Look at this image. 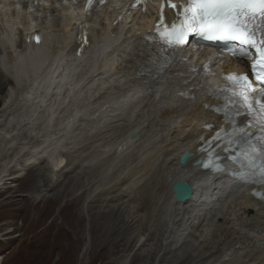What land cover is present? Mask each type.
<instances>
[{
    "label": "bare ground",
    "instance_id": "bare-ground-1",
    "mask_svg": "<svg viewBox=\"0 0 264 264\" xmlns=\"http://www.w3.org/2000/svg\"><path fill=\"white\" fill-rule=\"evenodd\" d=\"M1 7L7 9L6 6L1 5ZM25 14V10L13 12L8 15V21L14 24L19 19L25 21ZM108 14L107 12V17ZM49 15L52 21L42 20L47 27L43 33L42 42L30 46L28 50L16 49L13 54L8 35L12 32L8 31L5 34L0 32L1 42L7 45V57L11 61L14 60V64H10L9 67L18 70L21 63L18 61L19 57L25 59L26 62L29 61L32 67V71L28 70L25 74V81L30 84L27 86V83L24 85L20 83L21 89L16 90V87L8 89L6 85L13 83L5 74V71L9 72V67L7 64L0 65V94H4V99L0 102V189H2L0 194L3 197L0 206L11 205L15 212L22 213L23 226L20 230L26 227L29 229L32 225L35 229L34 236L27 241L29 249L23 255L21 254L20 260L27 261L29 264H50V260L57 251H64L70 247L73 240H82L84 215L79 206L85 193L73 195V192L85 186V181L78 175V177L68 179L62 189L53 191L55 186L61 182L63 174L80 165V163L76 165L72 162L75 164L74 168H69L71 162H68L62 169H59L63 165V160L59 159V152L63 153L73 141L77 143L83 137V131L87 135L92 134V137L98 138L107 132V129H98L104 120L128 108H130V117L135 116L133 125L129 128V135L120 144L121 147L112 153L111 149L108 150L109 157L117 156L123 147L128 149L131 145H135V141L143 137L145 129L151 130V135L147 140L149 142L155 140V144L153 143L151 155L139 169L134 168L125 175L119 176L111 186L101 189L90 201L91 231L96 237L95 247L90 253L91 263L103 262L110 254H116L122 245V239L119 238L123 234L121 221L119 222L113 213L114 209L109 213H102L96 211L93 204L100 200L119 201L130 195L138 198V194L144 191L138 190L139 187L134 190L135 185H139L140 182V179L136 180L134 177L140 175L141 170L150 169L153 173L150 176L151 183L147 188L152 198L140 202L138 205L140 209L144 205L150 209L154 203L162 200L159 216L163 217L167 214L171 215V212L180 206L197 208V205L202 203L197 199L202 196L205 198L204 202L208 204L203 210L198 209L202 210L198 212L209 216L211 214L209 206L217 195L211 191L213 180L200 171L198 166H193L191 160L187 166H181L178 163V157L184 150L196 152V146L200 142L198 139H201L205 132L202 124L206 121H213L215 117L197 98L181 99L175 94H166V91H172L173 86L166 85L164 81L170 73L172 77H175L174 72L181 65V60H176L170 71L162 77L152 74L153 76L148 79L137 80L138 74L145 71V63L150 59L147 54L148 49L142 41L143 37L140 36L142 31H137V28L133 29L130 36L128 34L124 37L128 36L129 40L117 46L119 37L113 35L109 38L105 37V33L111 27L106 21V27L94 34L98 39L104 37V42L99 45L93 42L92 52L76 57L70 52L77 43L73 37L74 19H69L67 13L62 16L57 15L55 11L50 12ZM138 17L139 15H136V18ZM1 24L5 27L3 22ZM16 39L17 35H13L12 40L16 41ZM18 47L22 48V44ZM109 66L112 71L106 73L105 69ZM125 84L133 88L128 95L123 89ZM140 94L144 95L140 97ZM164 102L174 103L170 106H161ZM192 107H195L193 116L188 117L186 111ZM137 108H141L140 113ZM157 109L160 110V116L154 112ZM79 116L82 119L79 120ZM117 116L119 115L115 117ZM158 116L162 118L161 122L156 119L159 118ZM106 126L105 124L104 127ZM155 126L162 128L158 129ZM154 127L156 129H153ZM136 131L139 132L138 138L132 135ZM168 145L169 147L165 148ZM164 153L166 155L158 164L160 156ZM86 157L88 158V156L79 154L74 157V160L77 162L78 159L83 163ZM47 158L51 160V164L46 167L49 175L42 173L40 169H31L32 165L45 161ZM8 160L10 161L7 162ZM176 164L178 166L174 168ZM112 165L110 164V168ZM27 168V177L21 179L17 187H13L11 185L13 181L16 182L19 173ZM39 178L42 179L40 181L44 183L42 186L45 190L54 192L51 196L35 203L29 195L19 194V191L23 189L42 188L37 183ZM177 179L188 180L196 187L195 195L191 200L184 203L177 202L171 189L172 183ZM235 182L233 178L221 177L218 180V186L223 191H229L228 194L233 196L234 190L237 194L240 190L242 191V188H246L245 185ZM130 189L133 191L130 192ZM242 196L246 202L240 204L244 207L238 204L237 207L240 208L238 210L235 208L231 214H234L242 225L249 226L253 224L247 214L249 208L252 209L250 206L264 210V201L252 197L248 193V188L242 192ZM62 201H64L63 206L54 215L55 208ZM240 210L243 212L241 213ZM48 215H54L53 221L43 230H38L40 223L45 222ZM59 218L62 219L61 222L58 221ZM223 221L230 223L232 219L225 217ZM20 236L22 242L26 241L25 231ZM258 237L245 235L242 240L238 237L225 236L222 242L218 239L217 245L210 248L193 264L208 262L220 252L226 253L227 256L228 251L231 252L232 248L237 249L235 246L239 243L252 248L249 251L250 258L242 264H258L259 262L256 261L264 253V235L261 238ZM226 246L228 248L223 250ZM255 250L260 254H252ZM222 257L216 263L221 261L227 264L229 260L222 259Z\"/></svg>",
    "mask_w": 264,
    "mask_h": 264
},
{
    "label": "rangeland",
    "instance_id": "rangeland-1",
    "mask_svg": "<svg viewBox=\"0 0 264 264\" xmlns=\"http://www.w3.org/2000/svg\"><path fill=\"white\" fill-rule=\"evenodd\" d=\"M2 98H4V94H0V102L3 101ZM173 103L174 102H164L161 106H170ZM140 110L141 108H137L139 113ZM157 110L154 112L156 115L160 116V110ZM194 110L195 107L189 108L186 111V115L192 117ZM129 113L130 108L119 113L117 112L108 119H105L104 123H102L101 127L98 129H107V132L98 136V138L92 137V134L87 135V133L83 131L85 133L83 134L82 132L83 137L77 143L73 141L63 153L59 152V159L60 161L63 160V165L59 169H62L68 162H71L69 168H74V162L76 165L78 163H80V165L74 170L71 169L69 172L63 174L64 176H62L61 182L55 186V190L53 189V191L62 189L68 179L72 177H78V175L83 177L82 180L85 181L84 188L75 189L73 195L85 193L79 206L84 215V226L82 230L83 233H81L82 240H73L70 247H67L68 249L57 251L54 254L55 256L50 260V264H92L90 253L92 248L95 247L96 237H94L91 231L92 224L89 213L90 201L101 189L111 186L112 183L115 182L114 180L119 176L125 175L134 168L139 169L151 155V149L155 144V140L152 142L147 140L151 135V130L145 129L144 132L146 134L143 132V137L137 139L138 141H135V145H131L128 149L123 147L118 152L119 154L117 156L109 157L110 152H108V150L111 149L112 153L117 148H120V144L124 142V139L129 135V128L132 127L135 119V116L130 117ZM116 115L119 116L115 117ZM156 119L160 122L162 120L161 117ZM105 124L108 127H104ZM155 127L158 129L162 128L160 126ZM155 127L153 129H156ZM138 137L139 132L136 131V138ZM143 146L145 147L143 148ZM166 147H169V145L165 146V148ZM105 150H107V152H105ZM79 154L88 156V158L86 157L85 159L86 161L81 163L77 159L76 162L74 157ZM162 155L157 162L158 164L166 154L164 153ZM9 161L10 160L7 162ZM175 161L177 163V160ZM50 164L51 160L47 158L45 161L32 165L31 169H40L42 173L49 175L46 171V167ZM110 164H113L111 168ZM176 166L178 165L176 164L174 168H176ZM27 173L28 168L24 169V171L22 170L18 178H16L17 183L13 181L11 185L17 187V184L22 181L21 179H24L25 176L27 177ZM152 173L150 169L141 170L140 175L134 177L136 180L140 179L139 185L136 184L134 190L139 187L137 188L138 190L141 189V191H144L138 194V198L130 195L119 201L100 200L93 204L94 207H96V211H101L102 213H109L114 209L113 213L117 216L118 221H121L120 226H122V230H120L123 231V234L119 238L120 240L122 239V245L119 251L116 254H110L103 262L98 261L96 264H180L181 262H184V264H193L200 259V256L206 254L210 248L216 246V241L218 239L222 242L225 236H230V238L238 237L242 238V240L245 235L259 236L258 238L263 237V209L250 206L252 209L249 208L247 214L250 216V221L253 222V224L249 226L242 225L240 220H237V217L231 214L235 208L236 210L240 208L237 207L238 204L246 202L242 196L243 190L231 196V194H225L222 189L218 188L217 193L224 196L217 199V196L214 197L213 203L209 206L211 212L209 216L203 212L199 213L208 204L205 202L200 203V206L197 205V208H193L192 206L177 207L171 212V215L167 214L163 217L159 216L162 200L156 202V204L154 203L150 209H147L145 205V207L143 206L140 209V206H138L140 202L152 198L147 192V188L151 183L150 176ZM44 177L42 179H44ZM42 179L39 178L37 182L42 188L23 189V191H19V194L29 195L31 200L35 203L48 198L54 192L45 190V187L42 186L44 183L40 181ZM131 190L132 189L129 191L131 192ZM0 191H2V189H0ZM2 198V194H0V201ZM63 204L64 201L57 205L54 210V215L60 211ZM119 206L121 207L118 210ZM241 206L244 207V205ZM240 212L242 213L243 211L240 210ZM54 215H48L45 222L40 223L38 230H43L49 225L53 221ZM225 217L232 219V222L224 223L223 220ZM58 221L61 222L62 219L59 218ZM22 226V213L15 212L11 205L4 207L0 206V264H29L27 261H21L20 256L29 249L27 241L32 239L35 229L33 228L34 225H32L29 229L26 227L24 230H20ZM24 231L26 234V241L22 242L20 235H22ZM221 247L223 246L221 245ZM235 247L237 249L232 248L231 252L228 251L227 256L226 253L223 254V252H220L217 256L203 264H223L221 261L216 263L223 255L225 256H223L222 259L229 260L227 264H242L250 258L249 251L252 249L251 247H246V245L240 243ZM224 248L223 250H226L228 247L226 246ZM255 251H253L252 254H260L257 250ZM256 262H259L258 264H264V253Z\"/></svg>",
    "mask_w": 264,
    "mask_h": 264
},
{
    "label": "snow or ice",
    "instance_id": "snow-or-ice-1",
    "mask_svg": "<svg viewBox=\"0 0 264 264\" xmlns=\"http://www.w3.org/2000/svg\"><path fill=\"white\" fill-rule=\"evenodd\" d=\"M91 4L88 0L89 8ZM166 6L173 16L166 20L162 6L155 28L166 47L179 48L195 33L208 41H222L230 45L233 54L250 58L261 86H255L246 73H230L217 91L223 94L225 120L232 129L226 133L232 137L228 145L239 148L232 158L238 160L242 171L234 174L264 183V0H166ZM242 114L249 117L243 125L239 123ZM253 125L258 128L255 136L248 131ZM220 135L218 132L217 138ZM181 183L176 181L177 188Z\"/></svg>",
    "mask_w": 264,
    "mask_h": 264
},
{
    "label": "water",
    "instance_id": "water-1",
    "mask_svg": "<svg viewBox=\"0 0 264 264\" xmlns=\"http://www.w3.org/2000/svg\"><path fill=\"white\" fill-rule=\"evenodd\" d=\"M190 155L188 152H184L183 155L180 157V162L184 164L186 157ZM181 185L179 188L176 186V181L172 185V190L176 197L177 202H183L192 196L193 188L191 184L187 181H181Z\"/></svg>",
    "mask_w": 264,
    "mask_h": 264
}]
</instances>
